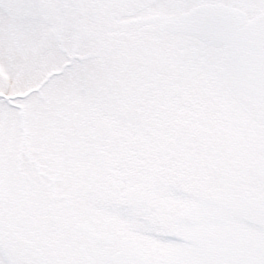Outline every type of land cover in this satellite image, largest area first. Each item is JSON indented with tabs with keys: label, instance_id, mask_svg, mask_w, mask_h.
Wrapping results in <instances>:
<instances>
[{
	"label": "snow or ice",
	"instance_id": "6c2138e0",
	"mask_svg": "<svg viewBox=\"0 0 264 264\" xmlns=\"http://www.w3.org/2000/svg\"><path fill=\"white\" fill-rule=\"evenodd\" d=\"M0 264H264V0H0Z\"/></svg>",
	"mask_w": 264,
	"mask_h": 264
}]
</instances>
